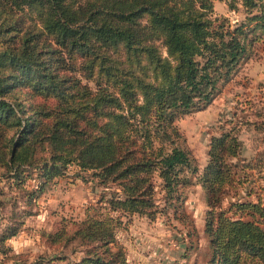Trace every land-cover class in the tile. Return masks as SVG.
Wrapping results in <instances>:
<instances>
[{"label": "trees", "instance_id": "trees-1", "mask_svg": "<svg viewBox=\"0 0 264 264\" xmlns=\"http://www.w3.org/2000/svg\"><path fill=\"white\" fill-rule=\"evenodd\" d=\"M240 1L246 15L231 23L212 0H0L3 174L17 186L37 176L30 202L71 164L115 187L75 223L83 254L67 264H131L116 236L123 216L185 218L193 177L208 206L207 264H264V183L223 203L249 180L239 168L255 166L231 159L238 128L211 136L200 169L175 122L211 102L264 39V0ZM21 224L0 233L2 250Z\"/></svg>", "mask_w": 264, "mask_h": 264}, {"label": "rangeland", "instance_id": "rangeland-1", "mask_svg": "<svg viewBox=\"0 0 264 264\" xmlns=\"http://www.w3.org/2000/svg\"><path fill=\"white\" fill-rule=\"evenodd\" d=\"M213 15L226 16L231 23L244 19L246 11L240 0L229 7L228 0H212ZM263 35V34H262ZM183 132L185 145L201 169L208 160L210 138L226 126H236L243 149L232 161L251 162L253 169L239 168L240 179L249 180L227 189L223 203L242 196L247 189L264 183V39H257L252 54L240 62L219 84L211 102L185 112L175 119ZM260 159V160H259ZM261 161V162H259ZM0 167V233L21 220L19 231L0 247V264H67L78 260L83 247L70 238L74 225L95 207L103 210L104 199L115 188L102 184L91 170L75 164L50 180L39 196L28 200V191L37 188V176L17 186ZM193 177L183 189L185 218L172 208L155 217L138 213L125 215L116 236L131 264H207L210 256L208 236L204 231L207 206L205 192ZM29 209L31 213L25 214ZM257 264V263H256Z\"/></svg>", "mask_w": 264, "mask_h": 264}]
</instances>
